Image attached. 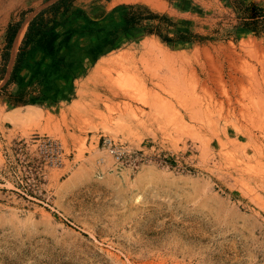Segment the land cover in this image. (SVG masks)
Returning <instances> with one entry per match:
<instances>
[{"label": "rangeland", "instance_id": "374dc122", "mask_svg": "<svg viewBox=\"0 0 264 264\" xmlns=\"http://www.w3.org/2000/svg\"><path fill=\"white\" fill-rule=\"evenodd\" d=\"M54 1L0 0V264H264V0ZM40 12L99 52L52 99Z\"/></svg>", "mask_w": 264, "mask_h": 264}, {"label": "trees", "instance_id": "16d2710c", "mask_svg": "<svg viewBox=\"0 0 264 264\" xmlns=\"http://www.w3.org/2000/svg\"><path fill=\"white\" fill-rule=\"evenodd\" d=\"M64 5H66V0H55L48 5L45 11H49L55 16ZM138 9L137 7L135 10L138 11ZM127 11L123 10L120 14V21L122 23L126 25L132 20L139 19V17L133 14L132 10ZM41 14L40 12V14L29 21L9 80L19 72L18 70L20 67L21 69L23 68L21 62L23 63L24 61V68L28 67L30 69L29 77L41 79L43 84L42 90L44 93L51 90L52 94L48 99H52L55 96H61L70 86L71 79L74 75L82 70L83 66L89 64L93 60V56L99 52L90 51L87 53L86 51L90 50V48L84 49L78 46H55L54 41L61 33H49L44 37L43 33L39 32L44 25ZM151 17H153V15L148 14V18ZM125 25L122 26L124 30L128 28ZM17 26L18 23L8 26L7 46L15 35ZM33 37H42V43L39 47H30Z\"/></svg>", "mask_w": 264, "mask_h": 264}, {"label": "built area", "instance_id": "2783aa9c", "mask_svg": "<svg viewBox=\"0 0 264 264\" xmlns=\"http://www.w3.org/2000/svg\"><path fill=\"white\" fill-rule=\"evenodd\" d=\"M109 146V150L111 152V156L113 161L115 162H119L122 160V156L124 155V151L123 149H121L120 147L116 146V145H108Z\"/></svg>", "mask_w": 264, "mask_h": 264}]
</instances>
